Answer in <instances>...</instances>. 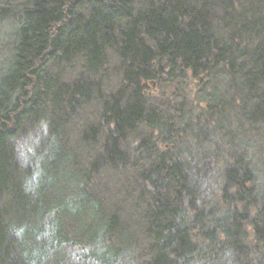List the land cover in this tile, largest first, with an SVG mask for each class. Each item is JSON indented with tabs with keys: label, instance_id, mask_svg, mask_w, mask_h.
Instances as JSON below:
<instances>
[{
	"label": "trees",
	"instance_id": "trees-1",
	"mask_svg": "<svg viewBox=\"0 0 264 264\" xmlns=\"http://www.w3.org/2000/svg\"><path fill=\"white\" fill-rule=\"evenodd\" d=\"M0 28V264H264L249 161L210 208L185 161L224 111L264 140V0H0Z\"/></svg>",
	"mask_w": 264,
	"mask_h": 264
},
{
	"label": "rangeland",
	"instance_id": "rangeland-1",
	"mask_svg": "<svg viewBox=\"0 0 264 264\" xmlns=\"http://www.w3.org/2000/svg\"><path fill=\"white\" fill-rule=\"evenodd\" d=\"M0 34V64H2L9 52H7L8 46L3 37V30L1 28ZM196 92L197 82L191 79L188 81L184 93L192 100ZM194 106L193 115L201 116L204 105L194 104ZM230 113V111H224V119L219 128L220 131L217 128L216 130L212 129L214 122H212V126L206 125L208 122H204L206 126L203 122H199L201 127L200 138L203 142L207 141L208 143H206V145H203L201 142L194 144L192 141L190 143L191 146H189L191 153H188L185 159L188 163L190 174L201 192V199H203L207 208L217 205L216 202H218L220 188V181H218V178L221 169L225 167V162H228V157L226 155H229L230 152L233 153L231 155H237L236 153L238 152V154L249 161V167L255 177V185L257 187H264V140L256 135H245L242 130L234 124L235 121H233L234 119ZM194 119L195 117L193 120ZM206 120L208 121V119ZM44 134V128L38 125L32 129L29 136L15 141L13 144V148L20 162L34 169V171H36V178H38V172L36 170L37 162L39 161V157L42 156L46 144ZM232 136L234 137L232 138ZM188 137L190 136L188 135ZM192 144L194 146H192ZM262 197L264 200V195ZM244 231L247 239H249V241H244V243L245 245H249L251 230L245 227ZM72 250L73 253L71 256L73 257V262L77 261L84 264H94L85 257L87 255L86 250H81L79 248H74ZM244 258L247 259L249 256H245Z\"/></svg>",
	"mask_w": 264,
	"mask_h": 264
}]
</instances>
